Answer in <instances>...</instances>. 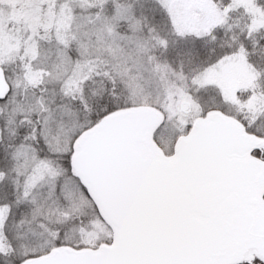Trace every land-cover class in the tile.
I'll list each match as a JSON object with an SVG mask.
<instances>
[{
    "label": "snow or ice",
    "instance_id": "1",
    "mask_svg": "<svg viewBox=\"0 0 264 264\" xmlns=\"http://www.w3.org/2000/svg\"><path fill=\"white\" fill-rule=\"evenodd\" d=\"M0 264H264V0H0Z\"/></svg>",
    "mask_w": 264,
    "mask_h": 264
}]
</instances>
